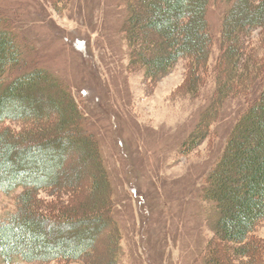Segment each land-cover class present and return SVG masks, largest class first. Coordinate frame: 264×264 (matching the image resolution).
<instances>
[{
    "label": "trees",
    "instance_id": "obj_1",
    "mask_svg": "<svg viewBox=\"0 0 264 264\" xmlns=\"http://www.w3.org/2000/svg\"><path fill=\"white\" fill-rule=\"evenodd\" d=\"M217 1L127 0L125 32L133 69L149 80L159 83L188 61L189 93L217 86L184 154L212 143L231 104L245 107L204 189L217 215L205 260L225 264V241L235 253L229 264H264V0H225L231 9L213 66L218 38L210 14ZM27 54L19 27L0 10V193L23 190L18 210L0 225V252L8 264L87 261L110 227V263L121 264L125 235L102 141L84 102L57 75L33 68ZM89 179L93 192L83 200L78 189Z\"/></svg>",
    "mask_w": 264,
    "mask_h": 264
},
{
    "label": "rangeland",
    "instance_id": "obj_2",
    "mask_svg": "<svg viewBox=\"0 0 264 264\" xmlns=\"http://www.w3.org/2000/svg\"><path fill=\"white\" fill-rule=\"evenodd\" d=\"M230 9L225 0H218L211 10L218 38L213 66L222 56ZM0 10L19 27L32 67L57 75L85 104L116 188L117 218L125 235L121 264H206L217 215L204 200V189L245 107L231 104L215 127L212 143L184 154L217 86L213 81L203 94L189 93L184 88L188 61L159 83L149 80L144 70L133 69L125 32L127 0H71L58 5L56 0H0ZM262 40L258 33L256 43ZM91 182L80 184L83 200L93 192ZM22 193H0V225L18 210ZM43 197L57 200L58 194ZM112 233L109 227L87 261L15 264H111ZM220 244L222 260L229 264L235 253L225 241ZM0 264H8L1 252Z\"/></svg>",
    "mask_w": 264,
    "mask_h": 264
}]
</instances>
